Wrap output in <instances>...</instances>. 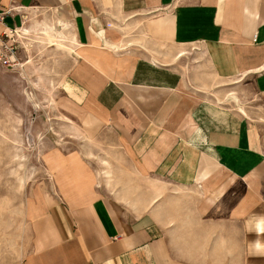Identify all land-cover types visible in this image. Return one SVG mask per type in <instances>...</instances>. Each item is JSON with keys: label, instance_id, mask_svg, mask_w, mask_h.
<instances>
[{"label": "crops", "instance_id": "0c3cea01", "mask_svg": "<svg viewBox=\"0 0 264 264\" xmlns=\"http://www.w3.org/2000/svg\"><path fill=\"white\" fill-rule=\"evenodd\" d=\"M10 7L8 26L70 38L19 264H264V0Z\"/></svg>", "mask_w": 264, "mask_h": 264}, {"label": "rangeland", "instance_id": "374dc122", "mask_svg": "<svg viewBox=\"0 0 264 264\" xmlns=\"http://www.w3.org/2000/svg\"><path fill=\"white\" fill-rule=\"evenodd\" d=\"M28 21L16 25L13 55L0 48V264H19L25 252V197L41 177L40 157L62 139V116L53 99L66 72L70 38L46 25L31 30ZM225 87L233 95L218 101L254 117L258 99L251 86ZM66 145L75 146L71 141Z\"/></svg>", "mask_w": 264, "mask_h": 264}, {"label": "built area", "instance_id": "2783aa9c", "mask_svg": "<svg viewBox=\"0 0 264 264\" xmlns=\"http://www.w3.org/2000/svg\"><path fill=\"white\" fill-rule=\"evenodd\" d=\"M14 10L15 9L12 7L0 9V25L3 27V29L0 30V48L12 55L15 51V46L12 42L15 41L13 35L16 34V26H8L5 22V18L11 16Z\"/></svg>", "mask_w": 264, "mask_h": 264}]
</instances>
